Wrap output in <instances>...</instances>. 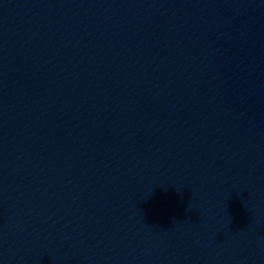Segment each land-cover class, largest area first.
<instances>
[{
	"label": "clouds",
	"instance_id": "9594fccd",
	"mask_svg": "<svg viewBox=\"0 0 264 264\" xmlns=\"http://www.w3.org/2000/svg\"><path fill=\"white\" fill-rule=\"evenodd\" d=\"M189 210H191V209L189 208Z\"/></svg>",
	"mask_w": 264,
	"mask_h": 264
}]
</instances>
